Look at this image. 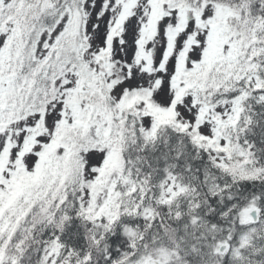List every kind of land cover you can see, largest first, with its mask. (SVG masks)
<instances>
[{
  "label": "snow or ice",
  "instance_id": "obj_1",
  "mask_svg": "<svg viewBox=\"0 0 264 264\" xmlns=\"http://www.w3.org/2000/svg\"><path fill=\"white\" fill-rule=\"evenodd\" d=\"M0 264H264V0H0Z\"/></svg>",
  "mask_w": 264,
  "mask_h": 264
}]
</instances>
